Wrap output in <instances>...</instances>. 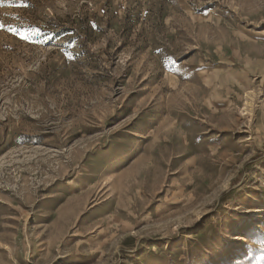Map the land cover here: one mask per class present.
<instances>
[{
    "label": "rangeland",
    "instance_id": "obj_1",
    "mask_svg": "<svg viewBox=\"0 0 264 264\" xmlns=\"http://www.w3.org/2000/svg\"><path fill=\"white\" fill-rule=\"evenodd\" d=\"M0 23V264H264V0Z\"/></svg>",
    "mask_w": 264,
    "mask_h": 264
},
{
    "label": "snow or ice",
    "instance_id": "obj_2",
    "mask_svg": "<svg viewBox=\"0 0 264 264\" xmlns=\"http://www.w3.org/2000/svg\"><path fill=\"white\" fill-rule=\"evenodd\" d=\"M4 26L2 23H0V29H2ZM10 31H12L11 29H9Z\"/></svg>",
    "mask_w": 264,
    "mask_h": 264
},
{
    "label": "bare ground",
    "instance_id": "obj_3",
    "mask_svg": "<svg viewBox=\"0 0 264 264\" xmlns=\"http://www.w3.org/2000/svg\"><path fill=\"white\" fill-rule=\"evenodd\" d=\"M238 241H242V239L241 238H238Z\"/></svg>",
    "mask_w": 264,
    "mask_h": 264
}]
</instances>
